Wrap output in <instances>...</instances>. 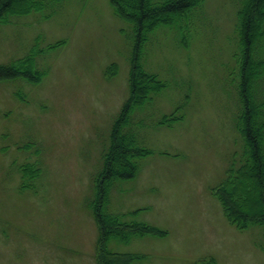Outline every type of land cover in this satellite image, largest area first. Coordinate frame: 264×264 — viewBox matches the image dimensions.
<instances>
[{
	"label": "rangeland",
	"instance_id": "obj_1",
	"mask_svg": "<svg viewBox=\"0 0 264 264\" xmlns=\"http://www.w3.org/2000/svg\"><path fill=\"white\" fill-rule=\"evenodd\" d=\"M245 1L202 0L145 45V70L165 84L132 114L150 154L136 160L134 178L111 188L106 210L167 235L109 244L144 256L133 264H264V229H237L213 195L245 151L237 130ZM134 37L110 0L49 1L0 24V65L35 52L45 73L36 84L0 82V264H96L95 179L129 98ZM112 64L117 74L108 78ZM179 106L177 119L161 124ZM27 164L41 169L35 183L20 175Z\"/></svg>",
	"mask_w": 264,
	"mask_h": 264
},
{
	"label": "trees",
	"instance_id": "obj_2",
	"mask_svg": "<svg viewBox=\"0 0 264 264\" xmlns=\"http://www.w3.org/2000/svg\"><path fill=\"white\" fill-rule=\"evenodd\" d=\"M49 1L63 0H0V24H7L12 17L29 15L43 10ZM202 0H110L115 15L132 25L134 44L129 74V98L112 127L111 146L104 155V166L95 179L96 198L91 204L92 214L98 227L96 264H133L143 255L117 253L109 244L119 241L129 244L135 237H165L159 228L138 222H127L125 214H113L106 210L109 192L118 181L132 179L137 174V159L150 154L143 147L141 137L134 129L132 114L144 108L153 96L165 88L154 73L147 72L142 64L145 45L149 36L160 27H173L186 20ZM239 45L242 51L239 62V97L242 104L240 124L245 151L234 158L227 176L213 190L222 206L227 221L239 230L251 227L264 229V0H246L238 13ZM57 45H50V49ZM35 52L0 65V82L24 79L31 84L41 82L45 73L35 63ZM238 59V56H237ZM117 65L107 70V77L117 74ZM179 106L161 124L176 120ZM240 159L241 163L237 160ZM232 162V161H231ZM22 179L34 183L41 176L36 164L19 168ZM25 189L26 186L22 185ZM136 211L132 214H137ZM264 253V245L260 247ZM197 264H217L214 258Z\"/></svg>",
	"mask_w": 264,
	"mask_h": 264
}]
</instances>
